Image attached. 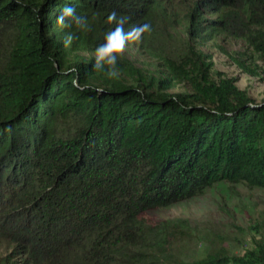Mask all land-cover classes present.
I'll list each match as a JSON object with an SVG mask.
<instances>
[{"label":"trees","instance_id":"1","mask_svg":"<svg viewBox=\"0 0 264 264\" xmlns=\"http://www.w3.org/2000/svg\"><path fill=\"white\" fill-rule=\"evenodd\" d=\"M69 5L87 29L56 24ZM112 11L152 26L130 44L154 71L125 53L116 78L93 67ZM218 37L264 73V0H0V264H179L186 226L154 209L222 180L264 188V100L192 45ZM231 261L264 264V233L202 264Z\"/></svg>","mask_w":264,"mask_h":264},{"label":"rangeland","instance_id":"2","mask_svg":"<svg viewBox=\"0 0 264 264\" xmlns=\"http://www.w3.org/2000/svg\"><path fill=\"white\" fill-rule=\"evenodd\" d=\"M178 31V34L183 33L181 27ZM192 45L208 56L206 60L212 62V75L222 72L235 77L239 88L247 90L257 102L264 100V73L250 75L234 62L233 55L246 50L243 41L218 37L206 43L192 41ZM125 54L138 66L154 71V62L135 45H128ZM186 90L188 86L181 82L172 91ZM263 212L264 188L222 180L205 188L201 194L154 209L151 214L159 219L181 220L186 234L175 247L179 264H202L214 256L242 255L253 246L264 233ZM6 248L3 244L0 251Z\"/></svg>","mask_w":264,"mask_h":264},{"label":"clouds","instance_id":"3","mask_svg":"<svg viewBox=\"0 0 264 264\" xmlns=\"http://www.w3.org/2000/svg\"><path fill=\"white\" fill-rule=\"evenodd\" d=\"M127 17L118 16L116 11L107 15L106 22L115 24L114 29L108 31L104 36V43L95 49V62L93 67L98 71H104L107 68V76L116 78L119 76L117 69L118 58L122 57L130 43L139 44L145 33H151L152 26L149 23L133 26L130 30H125L124 25ZM56 24L61 28H69L75 24L78 28L84 30L88 28L87 20L76 15V10L72 6H65L60 10V15L56 18ZM73 35L68 34L64 38L65 46L72 43Z\"/></svg>","mask_w":264,"mask_h":264}]
</instances>
